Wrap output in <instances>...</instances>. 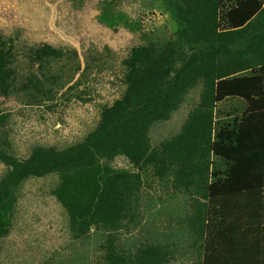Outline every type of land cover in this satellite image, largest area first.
Masks as SVG:
<instances>
[{
    "label": "rangeland",
    "instance_id": "374dc122",
    "mask_svg": "<svg viewBox=\"0 0 264 264\" xmlns=\"http://www.w3.org/2000/svg\"><path fill=\"white\" fill-rule=\"evenodd\" d=\"M166 2L0 0V39L14 61L12 90L8 96L0 91L6 116L0 137L10 150L26 158L37 146L65 149L85 141L103 108L124 92L122 61L130 50L174 32ZM109 4L128 26L103 20ZM263 8L264 0H219V29L242 28ZM45 44L67 51L66 58L37 61L34 51ZM198 93L192 92L170 120L153 126L155 147L182 132ZM213 113L208 197L264 188V64L218 80ZM114 166L141 176L130 218L77 238L52 194L58 175L31 178L18 188L12 210L0 215V264H106L109 241L132 253L164 250L167 264H201L204 241L193 220L207 201L204 186L181 187L175 171L157 175L134 168L124 156ZM7 173L0 161V185Z\"/></svg>",
    "mask_w": 264,
    "mask_h": 264
},
{
    "label": "trees",
    "instance_id": "16d2710c",
    "mask_svg": "<svg viewBox=\"0 0 264 264\" xmlns=\"http://www.w3.org/2000/svg\"><path fill=\"white\" fill-rule=\"evenodd\" d=\"M166 5L176 21L174 32L130 50L122 61L124 92L103 108L85 141L65 149L37 146L20 158L0 137V161L8 167L0 185V215L12 210L27 180L55 173L59 183L52 194L66 209L77 238L101 226L114 229L132 215V198L142 183L140 174L114 166L124 156L134 168L157 175L175 171L181 187L204 186L207 201L193 220L204 241L201 264H264V188L209 198L206 187L216 82L264 64V8L242 28L220 30L219 0H167ZM102 18L129 25L111 4ZM66 56L67 51L47 44L34 51L40 62ZM13 64L0 39L4 96L13 87ZM196 90L198 102L182 132L155 147L153 126L170 120ZM5 117L0 111V136ZM106 250V264H167V252L154 247L132 253L109 241Z\"/></svg>",
    "mask_w": 264,
    "mask_h": 264
},
{
    "label": "crops",
    "instance_id": "0c3cea01",
    "mask_svg": "<svg viewBox=\"0 0 264 264\" xmlns=\"http://www.w3.org/2000/svg\"><path fill=\"white\" fill-rule=\"evenodd\" d=\"M226 30V29H225ZM262 188V187H261Z\"/></svg>",
    "mask_w": 264,
    "mask_h": 264
}]
</instances>
